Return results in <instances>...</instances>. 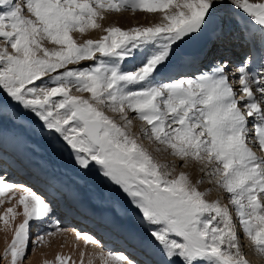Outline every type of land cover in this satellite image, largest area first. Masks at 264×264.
<instances>
[{
	"label": "snow or ice",
	"instance_id": "1",
	"mask_svg": "<svg viewBox=\"0 0 264 264\" xmlns=\"http://www.w3.org/2000/svg\"><path fill=\"white\" fill-rule=\"evenodd\" d=\"M128 10L162 18L74 38L101 29L102 12ZM233 31L246 48L239 59L223 55ZM204 39L215 49L194 54ZM9 118L49 141L81 176L94 172L121 194L128 207L117 205L118 214H134L141 231L121 230L119 252L73 229L99 249L88 264H248L228 207L206 198L202 180L154 159L131 133L135 121L182 166L210 170L264 255V157L248 146L264 151V0H0V124ZM8 176L0 169V205L9 192L19 198L0 222L12 228L16 205L23 221L5 256L23 264L33 224L45 226L37 227L42 243L67 231L58 216L74 209Z\"/></svg>",
	"mask_w": 264,
	"mask_h": 264
},
{
	"label": "rangeland",
	"instance_id": "2",
	"mask_svg": "<svg viewBox=\"0 0 264 264\" xmlns=\"http://www.w3.org/2000/svg\"><path fill=\"white\" fill-rule=\"evenodd\" d=\"M14 3H20L23 5V0H13ZM133 13H142L140 11L133 12L131 10L128 11H121V12H102L103 19L106 20L108 17H118L122 16L123 19H125V22H128V16L132 15ZM25 16L28 15L27 11L25 10L23 13ZM231 15V13H229ZM107 17V18H106ZM102 19V20H103ZM115 18H112V20ZM130 20V19H129ZM107 21V20H106ZM136 21V20H133ZM122 21H119L118 23L114 24L112 22L107 23V26L104 25L102 28L110 27V26H118L122 29H129L132 27L140 26L141 22L137 20L134 25H128V23H125ZM146 25L144 26H150L152 24H155L152 21L144 22ZM109 24V25H108ZM118 24V25H117ZM103 31H100L99 35L96 37H91L90 32H86L81 36L78 33L73 34L74 38L77 39L78 42H83V39H99L102 35H104ZM232 34V33H231ZM210 39H204L200 42V44L193 48L192 51H196L198 48H205L206 45H208V41ZM49 46L50 45H47ZM83 63V62H82ZM90 63V62H88ZM69 67H73L70 65ZM191 74V73H189ZM73 94H77L73 92ZM85 95H87L85 93ZM12 109L9 108V112H11ZM106 114L112 115L111 112H107ZM136 126V127H135ZM133 129H137L136 131ZM131 133L136 136L139 143L143 145V147L152 154L153 158L156 159L158 162L163 164H168L170 167H175V173H179L181 171L187 172L190 175V171H193L194 173H199V176L197 180H202L203 182L207 183L205 190H209L210 193H212L213 198L212 200H218L222 206H226L229 209V213L233 217L234 224L237 226V235H238V242L242 246L241 251L244 255L245 259L248 261V264H251L249 262V258L247 256L246 252H249V254L253 255V257L256 258L257 262L259 264H264V255H261L259 252L255 250L251 242L247 239V237L243 234L242 230L239 227V222L236 217V213L234 211L233 206L229 203L227 194L223 192L222 189L217 187L215 183V178L211 175L209 169L201 170V166L194 165V166H187L184 167L183 161L178 160L177 158L171 156L168 154V152H165L163 150V146H160L146 138H143L142 134H140V122L135 121L134 126L130 129ZM17 133V134H16ZM19 135L20 140L23 141V148L29 151L30 156L32 155L33 158L35 157L36 167L37 166H43L42 172L47 173V177L45 183L49 184L52 183L51 186L54 185V187H50V189H46L49 194H52L55 191L62 193L63 196L65 195H71L75 197V202L81 200L83 201V205L86 208H89L94 212V214H104L108 215L110 222H112L114 225L118 226L119 231H115L119 235V232L121 230H128L136 233H140V229L138 228V225L136 224L133 216V213H120L118 214V207L119 205L121 208L126 209L128 207L126 200L123 198L121 194L118 192L113 191L111 188L107 187L101 179H99L94 172L89 173L87 176H81L75 169H73L68 161V158L66 155L61 154L60 152L55 151L49 141L44 139L43 137L34 134L32 131H30L28 128H21L18 125V122L13 121L11 118L6 119L3 121L2 124H0V135L6 136V135ZM248 146L252 149V151L255 153L258 157H264V151H261L259 148V145L257 143L252 142L249 140ZM22 148V149H23ZM160 149L157 151V149ZM3 156V155H2ZM37 160V161H36ZM33 161V160H32ZM4 160L0 158V164H3ZM17 165V163H16ZM19 165V164H18ZM198 166V167H197ZM40 168V167H39ZM195 168V170L193 169ZM198 168V169H197ZM196 180V181H197ZM55 181H58L62 183V187H58L60 184L55 183ZM65 181V182H64ZM57 184V185H55ZM36 186V185H35ZM44 187V185H43ZM54 188V190H53ZM38 189V188H37ZM44 192V190H41ZM54 193V194H55ZM53 194V195H54ZM17 195V194H16ZM9 197H12V195L7 196L6 199H4V203L0 205V208L2 206V209L0 210L1 214H3V210L8 207V204L14 201L16 198H13L9 200ZM211 200V201H212ZM75 208L79 206H74ZM81 216V215H80ZM19 215L16 216V219H18ZM113 218V219H112ZM97 219V218H96ZM115 221V222H113ZM13 223V221L11 220ZM80 223V222H78ZM2 222H0L1 226ZM44 225L37 226L36 224H33V227L31 229V235L27 250V256L30 253L36 254L38 256L41 255H47V258L44 259L42 264H58L57 262V256H60L61 258H67V264H80L77 262H74L71 257L64 252H52L51 254L49 251L53 250L54 247L64 245L67 241L65 238H60L57 240V242L52 241L53 237L55 235H46L44 238V241L42 243H35L37 239V227L40 228L41 231L44 230ZM7 228L0 227V231L3 232ZM130 229V230H129ZM0 232V233H1ZM113 232V231H112ZM60 233V232H59ZM62 235L65 237L66 233L65 231H61ZM74 235V234H72ZM74 239H76V234L72 236ZM36 238V239H35ZM51 238V239H49ZM82 238V237H81ZM246 238V239H245ZM35 239V240H34ZM83 239V238H82ZM66 240V241H65ZM84 240V239H83ZM11 243V238L8 242V244ZM7 244V246H8ZM92 245V243H90ZM51 246H54L51 248ZM244 248V249H243ZM6 249V248H5ZM44 251V252H43ZM38 252V254H37ZM59 252V253H58ZM26 256V257H27ZM49 256V257H48ZM26 258L23 260L25 261ZM0 264H10V259L5 261L4 258L0 254ZM95 264V262H93Z\"/></svg>",
	"mask_w": 264,
	"mask_h": 264
},
{
	"label": "bare ground",
	"instance_id": "3",
	"mask_svg": "<svg viewBox=\"0 0 264 264\" xmlns=\"http://www.w3.org/2000/svg\"><path fill=\"white\" fill-rule=\"evenodd\" d=\"M112 18H115V19L112 20ZM161 18H162L161 13H145V12H142V13H133L132 15H129L128 19H127L128 22H125V19H123L122 16H118V17H116V16L111 17L110 16V17H108V19H106L107 21L104 19L98 20V23L101 24V29H92V30H89V32L91 34V37L94 38V37L99 35L100 31H102V27L104 25L107 26V23H109V22L116 24L119 21H122V22L128 23V25H131V24L134 25L135 22L137 20H139L141 22L140 26H144V25H146L144 22L152 21L154 23H158V22H160ZM133 20H136V21H133ZM233 33H234V31L232 32V34ZM227 44L228 45L234 44V41L228 39ZM133 130H135V129H133ZM23 147H24L23 141L20 140L19 135H14V134L6 135V136L0 135V157H1V155H3L4 159H2V160H4V162H5L4 165L11 164L17 170H20L22 172V174H20V175H22L20 180H14V181H16L18 183L22 182V183L28 184L30 186L32 185L33 188L36 185V188L38 187V190H39L38 192L42 193L41 190H44L45 193H43V194L53 195L55 193V191H51V192H53L52 194L46 193V191H47L46 189H50V187H54V185L51 186L52 183L46 184L47 181H46L45 177H47L46 176L47 173L42 172V170H44L43 166H37L36 167V162H34L35 157L33 158L32 155L30 156V154H32V153H30L29 151H27ZM16 163H17V165H16ZM6 166H8V165H6ZM193 169L195 170V168H193ZM9 171H12L11 168H10V170H8V172ZM190 172L191 173L189 176H190L191 180L193 181V183H195L200 172H198V173H194L193 171H190ZM9 180H10V178H9ZM45 181H46V183H45ZM55 183L60 184L59 186L57 184H55L58 187H62L61 181L60 182L55 181ZM41 184H42V186H40ZM43 185H44V187H43ZM206 185H207V183H205V182L199 184L198 185L199 190L205 191ZM53 190H54V188H53ZM9 195H12V193L9 192L2 199L3 200L6 199L7 196H9ZM54 195L57 197L59 202H61L62 204L71 206L74 209V211L72 212L73 215L77 214L78 217L82 219V221H73V222L67 223L66 228H63V229H67V231H65V233H66L65 237L62 235L61 232L60 233L57 232L55 234V237H53L52 241L57 242V240H59L60 238H62V239L65 238L67 241L65 240L66 242L64 245H60V246H56V247L51 246V248L52 247H54V248H53V250L49 251V253H47L48 255L51 254L52 252H56V251H59L62 253L64 252L65 254L69 255L74 262L81 264L80 253L84 252V254H85L84 258H83L84 264H88L89 259L92 258L95 255V253H97L99 251V249L97 248V246L95 244L92 243V245H91L90 244L91 242H89L86 245L84 243V240H83L84 237H82L83 239L81 238L80 240L74 239L72 237L76 234V231H74L73 229L77 230V228H78L77 225H80L81 223H84V225H85L84 231H81V228L78 231H81L84 233H95L97 236H103V235L112 236V237L119 236V238H117L118 241H116V246H118V247L110 248L107 245L108 243L106 244V246H107V248L112 249L114 252H119L122 250V242H121L120 235L115 233V231H119V228H118V226H116L112 222H110L108 215L94 214V212H92V210L84 207L83 201L79 200V201L75 202L74 201L75 197L73 196L74 194L63 196L61 191H60V192H56ZM13 198H16V199L14 201H12L11 203H9L8 207H12L14 204H16V201L19 198V193H17V195L14 196ZM206 198L211 201L213 198L212 193L209 192V194ZM74 206H79V207L75 208ZM1 209H2V206H1L0 210ZM4 211H5V209L3 210V213H4ZM16 211L21 212V215H19L18 219L15 218L14 220H12L13 223L10 220L12 228H14L16 225H18L19 223H21L23 221L22 208L19 205H16ZM80 214H81V216H80ZM78 222H80V223H78ZM113 222H115V221H113ZM0 227L6 228L3 223L1 224ZM12 228H7L3 232L0 231L1 232L0 233V254L4 258V263L8 259H10V256H8V257L5 256V248H7V244L9 242L10 238H12V235L14 234L12 231ZM105 229H107V230H105ZM72 234H74V235H72ZM49 239H51V238H49ZM129 252H131V249H129ZM246 253H247V256L250 260L249 262H251V264H259V262H257L256 258L253 257L252 253H251V255L249 254V252H246ZM37 254H38V252H37ZM45 258H47V255L38 256L36 254L30 253L26 257V260L23 261V264H42V262L44 261ZM93 262H95V264H100L99 260H94Z\"/></svg>",
	"mask_w": 264,
	"mask_h": 264
}]
</instances>
